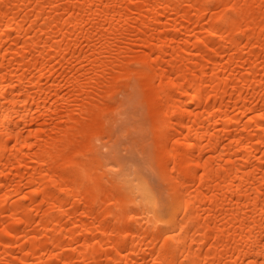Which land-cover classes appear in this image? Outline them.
Instances as JSON below:
<instances>
[{"label":"bare ground","instance_id":"6f19581e","mask_svg":"<svg viewBox=\"0 0 264 264\" xmlns=\"http://www.w3.org/2000/svg\"><path fill=\"white\" fill-rule=\"evenodd\" d=\"M0 264H264V0H0Z\"/></svg>","mask_w":264,"mask_h":264},{"label":"rangeland","instance_id":"374dc122","mask_svg":"<svg viewBox=\"0 0 264 264\" xmlns=\"http://www.w3.org/2000/svg\"><path fill=\"white\" fill-rule=\"evenodd\" d=\"M125 128H123V123H121L119 126H118V130L119 131H122V130H124ZM125 132L127 133V134H129L130 136H132L133 137V139H134V136L135 135H137V137H138V132H136V130H134V129H132V128H128L127 130H125Z\"/></svg>","mask_w":264,"mask_h":264}]
</instances>
